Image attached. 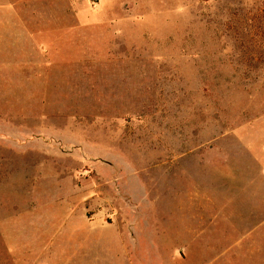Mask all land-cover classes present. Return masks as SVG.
<instances>
[{"label":"rangeland","instance_id":"1","mask_svg":"<svg viewBox=\"0 0 264 264\" xmlns=\"http://www.w3.org/2000/svg\"><path fill=\"white\" fill-rule=\"evenodd\" d=\"M262 244L264 0H0V264Z\"/></svg>","mask_w":264,"mask_h":264},{"label":"crops","instance_id":"2","mask_svg":"<svg viewBox=\"0 0 264 264\" xmlns=\"http://www.w3.org/2000/svg\"><path fill=\"white\" fill-rule=\"evenodd\" d=\"M256 230H258V227H254L253 229H251V230L248 232V234L244 235L243 237H241V238L239 239V242L243 240L242 238H244V237L247 238L248 236H250V234H253ZM261 249L264 250V246H263V244H262L261 248L258 247V246H253V247L251 248V251H250V252H251V255L255 256V255L260 254ZM257 261H258V260H257ZM257 261H256V262H257ZM256 262L253 263V264H264L263 261L258 262V263H256Z\"/></svg>","mask_w":264,"mask_h":264}]
</instances>
